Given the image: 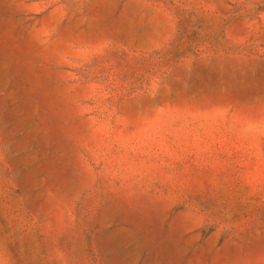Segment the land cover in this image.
<instances>
[{
	"label": "rangeland",
	"instance_id": "374dc122",
	"mask_svg": "<svg viewBox=\"0 0 264 264\" xmlns=\"http://www.w3.org/2000/svg\"><path fill=\"white\" fill-rule=\"evenodd\" d=\"M0 264H264V0H0Z\"/></svg>",
	"mask_w": 264,
	"mask_h": 264
}]
</instances>
